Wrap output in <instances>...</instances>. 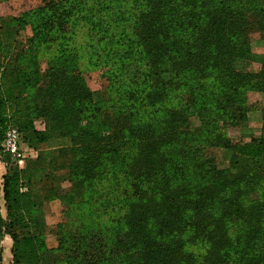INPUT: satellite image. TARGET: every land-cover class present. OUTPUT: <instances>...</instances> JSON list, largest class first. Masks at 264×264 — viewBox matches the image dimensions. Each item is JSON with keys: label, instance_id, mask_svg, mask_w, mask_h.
I'll return each instance as SVG.
<instances>
[{"label": "trees", "instance_id": "1", "mask_svg": "<svg viewBox=\"0 0 264 264\" xmlns=\"http://www.w3.org/2000/svg\"><path fill=\"white\" fill-rule=\"evenodd\" d=\"M149 1V13L136 27L143 64L125 65L121 70L123 78L141 87L139 90L133 85L135 90L128 92L130 105L138 101L139 108H150L179 88L188 89V98L182 106L168 109L167 120L160 124L132 122L124 112L116 116L120 110H115L112 122L107 119L111 126L108 136L92 129L98 121L99 107L82 78L51 66L39 84L36 72L30 73L32 68L26 70L16 64L21 51L14 38L16 30L12 29L20 27V21L0 23L1 151L8 122L17 113L16 124L22 132L33 129L32 121L37 117L51 123L38 133L39 142L69 138L73 144V148H65L71 152L70 161L62 163L59 171L39 164L13 169L0 177V200L5 201L7 213L15 223L28 230L11 233L13 264H41L44 242L29 232L36 225L34 219L40 205L38 192L31 184L67 178L78 188L96 175L103 150L120 141L135 156L126 165L128 174L140 179L135 200L144 205L150 201L148 198L157 199L166 210L154 217L158 228L163 227L164 214L171 218L174 203L182 202V194L173 189L170 176V168L180 166L182 177L176 183L180 191L196 197L194 203L200 205L203 218L209 223L222 221L234 231L233 237L222 236L220 264H264V142L256 144L252 139L237 146L232 166L223 170L202 157L205 146L228 147L224 134L215 128L219 121L245 118L246 92L264 91V60L257 74L236 68L239 61L250 58L247 34L252 29L264 32V0H161L162 4ZM162 15L166 18H160ZM12 62L16 68L11 67ZM27 83L33 92L22 95L21 87ZM190 107H195L201 121L197 129L187 125ZM131 108H127L128 113L134 115ZM178 145L185 150L172 155V147ZM55 152L48 150L40 157L56 160ZM61 152L62 145H58L57 154ZM62 157L66 160V156ZM250 166L252 173L248 171ZM259 186L260 198L250 197L251 190ZM1 221L0 216V235ZM178 221L183 222V218ZM205 238L208 242L212 239L207 235ZM150 256L151 252L136 254L132 262H152ZM87 263L97 264L92 258Z\"/></svg>", "mask_w": 264, "mask_h": 264}, {"label": "rangeland", "instance_id": "2", "mask_svg": "<svg viewBox=\"0 0 264 264\" xmlns=\"http://www.w3.org/2000/svg\"><path fill=\"white\" fill-rule=\"evenodd\" d=\"M156 1V4L164 3ZM48 2L52 4L47 5ZM150 7L149 0H0V23L10 24L12 19L20 21L21 26L12 29L16 30L14 38L18 51H21V59L16 64L20 66L18 68H32L30 73L36 72L34 75L40 79L39 84L51 66L59 67V72L67 69L82 78L93 102L99 107L98 121L92 129L108 136L111 130L108 120L112 122L115 110H120L116 116L124 112L132 122L160 124L167 120L165 113L168 109L182 106L188 98V89L179 88L150 108H139L138 101H134V106L130 105L128 92L134 91V86L139 90L141 87L123 78L121 70L125 65L143 64L136 27L147 17ZM164 17L166 15L160 18ZM170 20L167 18V23L171 24ZM247 40L250 58L239 61L236 68L257 74L264 60V32L252 29ZM11 67H15L13 62ZM30 86L27 83L21 87L22 95L33 92ZM244 106V119L219 121V127L215 128L216 132L224 134L228 147L211 145L202 150L203 159L212 161L218 170L232 166L237 146L252 139L256 144L264 142V91L248 90ZM128 107H132L134 115H129ZM187 113L188 127L199 128L201 121L195 107H190ZM19 114L9 120L7 128H15L21 138L23 161L18 163L0 149V177L13 169L24 170L27 166L39 164L59 171L61 164L70 159L71 152L66 149L73 148L72 142L69 138L39 142L38 133L45 131L51 123L37 117L32 121L33 129L22 132L16 124ZM121 142L103 150L96 175L78 188L67 178L31 184L38 192L40 205L35 214L36 225L30 227L29 232L37 234L44 242L41 264H89L87 260L91 258L96 259L97 264H134L132 259L136 254L147 252H151L152 262L137 264L222 263V239L233 237L234 231L222 221L209 223L203 218L200 205L194 203L196 197L180 191L176 183L182 177L181 167L169 168L173 189L182 194V202L174 203L171 218L164 214L163 227L158 228L154 217L166 210L157 199L148 198L150 201L144 205L135 200L140 179L129 175L126 168L128 159L133 160L135 156ZM58 145H62L60 154H57ZM179 149L185 150L178 145L172 147L171 154L175 155ZM48 150L56 151V160L40 157ZM62 156H66V160ZM252 168L248 167L249 173ZM231 171L234 172L235 168ZM251 191L250 197L260 198L262 186ZM131 211L135 212L134 215ZM0 216V264H13L11 233L17 230L26 233L28 230L18 226L8 215L2 199ZM179 217L183 222L178 221ZM250 227L253 228L251 221ZM205 235L212 238L210 242Z\"/></svg>", "mask_w": 264, "mask_h": 264}, {"label": "built area", "instance_id": "3", "mask_svg": "<svg viewBox=\"0 0 264 264\" xmlns=\"http://www.w3.org/2000/svg\"><path fill=\"white\" fill-rule=\"evenodd\" d=\"M1 148L5 154L17 160L18 163L23 161L24 154L22 153V142L15 128L8 127L5 130Z\"/></svg>", "mask_w": 264, "mask_h": 264}]
</instances>
